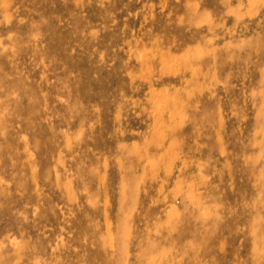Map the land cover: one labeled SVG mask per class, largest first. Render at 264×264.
Returning <instances> with one entry per match:
<instances>
[{"label":"rangeland","instance_id":"rangeland-1","mask_svg":"<svg viewBox=\"0 0 264 264\" xmlns=\"http://www.w3.org/2000/svg\"><path fill=\"white\" fill-rule=\"evenodd\" d=\"M0 264H264V0H0Z\"/></svg>","mask_w":264,"mask_h":264},{"label":"bare ground","instance_id":"bare-ground-1","mask_svg":"<svg viewBox=\"0 0 264 264\" xmlns=\"http://www.w3.org/2000/svg\"><path fill=\"white\" fill-rule=\"evenodd\" d=\"M174 182H175V181H174ZM174 191H175V190H174ZM138 193H140V192H138ZM146 195H147V194H146ZM143 207H144V206H143ZM138 211H139V210H138ZM138 211H137V212H138ZM133 216H134V215H133ZM138 217H139V216H138ZM138 217H137V218H138ZM140 218H142V217H140ZM130 223H131V222H130ZM136 227H137V226H136ZM145 228H146V227H145ZM135 230H136V229H135ZM131 232H132V231H131ZM131 234H132V233H131Z\"/></svg>","mask_w":264,"mask_h":264}]
</instances>
